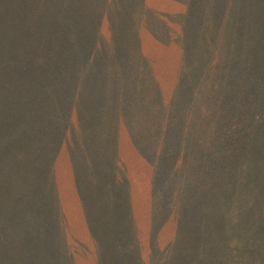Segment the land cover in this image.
Here are the masks:
<instances>
[{"label":"trees","instance_id":"trees-1","mask_svg":"<svg viewBox=\"0 0 264 264\" xmlns=\"http://www.w3.org/2000/svg\"><path fill=\"white\" fill-rule=\"evenodd\" d=\"M166 76L171 86L164 84ZM217 81L224 86L221 96L212 93L218 91ZM201 94L215 109L209 125L207 117H200L206 114ZM154 104L159 107L153 109ZM173 111L175 126L167 120ZM143 116L156 122L148 135L161 144L168 143L162 129L185 132L181 146L189 148L192 161L204 156L205 169L213 178L224 177L219 187L231 194L222 196L219 189L214 196L234 206L246 138L253 132L259 146L245 149L246 154L264 158V0H0V159L8 158L3 164L9 162L19 179L14 189L3 185L0 202L9 190L14 206L7 209L24 215L23 201L29 200L34 215H41V224L31 220L24 230L21 249L0 250L2 262L72 264L62 250L82 236L114 250L116 222L125 221L130 198L126 190L116 192L121 210L115 220L110 206L101 203L103 192L114 187L105 179L111 178L116 160L102 165L97 180L90 181L87 170L85 186L75 183L68 160L72 152L82 160L98 154L93 142L107 139L116 146L123 128L128 138L142 141L145 132L136 135L131 124L143 126ZM232 126H239L235 136ZM225 129L230 136L216 147L217 132L223 136ZM133 140L138 154H132L141 159L162 161L168 155L150 144L145 149V138L138 150ZM228 144L233 148L225 152H234L231 169L223 157L216 160L219 147ZM60 155L72 176L70 190H60L65 197L71 193V201L60 197L55 184ZM180 181L174 178L172 185ZM32 192L42 205L25 198ZM249 235L254 251L228 245L226 254L216 248L218 256H246L251 264H264V234L253 230ZM109 256L110 264H125Z\"/></svg>","mask_w":264,"mask_h":264},{"label":"rangeland","instance_id":"rangeland-1","mask_svg":"<svg viewBox=\"0 0 264 264\" xmlns=\"http://www.w3.org/2000/svg\"><path fill=\"white\" fill-rule=\"evenodd\" d=\"M155 27L156 25L150 30L154 31ZM163 81L167 86L172 85V78L168 76ZM216 85H218V91L215 90L212 93L221 96L224 86L220 81L214 84L215 87ZM166 91H164V97L168 99L169 92L167 91L166 94ZM206 97L205 94H201L198 101L203 100V103L206 102L203 105V111H206V114H202L200 117L203 119L207 117L208 123L206 125H209L211 121L208 115L215 109L208 107ZM157 106L154 104L152 108H157ZM142 119H144L142 121L143 126H139L141 121L138 125L131 124L136 135L145 132L142 141L137 142L128 138L123 128L120 129L119 142L116 143V146L111 141H106L107 139L93 142L91 147L94 150L97 149L98 154H94L93 157H85L83 160L75 156L73 152L71 153L73 158L69 159L68 162L72 165L75 183L82 186L87 183L85 178L87 170L91 174L90 181L95 178L97 180L102 165L106 164L107 161L116 160L118 168L115 165V170L110 171L111 178L105 179L109 180L108 186L112 187L113 185L114 187L106 190L108 193L103 192V200H101L102 204L110 206V209L113 210V220H115L117 211L121 210L117 209L118 198H116V192H119V189L126 190L129 192L130 198L127 201L125 221H112L114 224L116 222L115 229L118 231L113 240L114 250L106 247L104 241L99 240V242L96 241L92 244L88 236H82L78 240L69 242L65 249L63 248L62 251L68 254L67 258L69 259V256L72 258L67 259V261L72 264H110L111 256L109 255H112L114 258L125 259V264H162L163 262L169 264H251L246 256H243V258L231 257L230 260L228 259L229 254L223 255V257L218 256L220 251L216 248H221L225 251V254L227 251L225 249H229L228 245L242 248L251 246L252 251H254L253 238L250 237V232L259 230L260 234H264V158L259 161L255 157L253 158V155L246 154L248 152L245 151V149L252 150V145L254 148L259 146V140H256L255 137L251 138L254 132L246 138L249 141L244 146L246 157L245 167H242L244 174L238 182L239 187L235 193L236 202L232 206L228 199L227 202H223L214 196L215 192L219 194V189L222 196L224 194L228 198L231 196L229 192H223L219 187L224 181V177L216 178L214 176L213 178V173L205 169V157L202 155L193 156L192 161V158L187 154L189 148L187 150L184 144L181 146L187 139L185 132L179 130L175 133L174 131L169 132L162 129L161 134L166 135L168 143L164 141V144H161L156 141V136L151 138L148 135L149 130L155 129L156 122L152 119L146 121L145 116ZM167 120L173 124L172 126H175L174 111L169 113ZM232 127L231 134L235 136L234 131H237L239 126ZM226 128L228 129V126ZM217 134L219 139L216 147L219 145L221 138L225 142L230 136L227 134L226 129L223 136H220L219 131ZM135 136L134 138H136ZM144 138L145 149L148 148V144L152 148H156V151L167 149L168 155L165 159L158 161L155 156L141 159L132 154L133 152L138 154V151L131 144L132 140L139 150V143L143 145ZM114 147L115 156L113 154ZM232 148V144L219 147L220 156L218 155L217 159L214 155H211V157L217 161L222 160L223 157V162L226 161L225 165L227 167L234 152L230 151L231 153L227 154L228 152L225 151ZM68 149L69 147L66 151H69ZM102 149H106V152H103ZM117 150L119 155L116 154ZM123 154L124 157L121 158L124 160L120 158V155ZM59 158L60 163L57 164V167L55 166V172H53L55 174V184L58 187V192L60 191V197L63 199L67 197L68 201H71V193L65 197L63 191L66 192L65 187L70 190L68 185L72 184V176L67 170L68 162L65 156L60 155ZM7 159L3 160V157L0 159V191L1 188L5 191L3 185L14 189L19 184V179L15 176L12 165L9 162L3 164ZM196 160L198 161L196 162ZM9 161L14 162L15 159L10 158ZM231 167L227 168L231 169ZM174 178H179L181 181L173 186L172 179ZM61 187H63L62 192ZM32 195L33 197L25 195V198H29L37 205H42L33 192ZM199 199H202V201L199 202ZM205 200L206 204L203 203ZM23 204L24 215L19 214L18 211L13 213V210L7 209L6 207L14 206L9 190L6 191L4 200L0 202L1 251L11 247L21 249V246H23L21 238L25 234L24 230H29L30 226L33 225L31 220L41 224V215H34L35 210L31 202L29 200L28 203L23 201ZM25 220L30 222L27 223ZM237 240H240L241 244L238 245ZM102 244L103 248H101ZM247 252L246 250L243 254ZM102 254H106V256L101 258ZM187 256L190 258L189 260ZM2 260L3 257L0 254V264H5ZM44 262L46 261H43L42 264H45ZM60 262L61 260H57L54 264Z\"/></svg>","mask_w":264,"mask_h":264}]
</instances>
